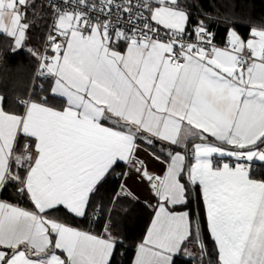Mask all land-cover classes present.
<instances>
[{
  "label": "snow or ice",
  "instance_id": "snow-or-ice-1",
  "mask_svg": "<svg viewBox=\"0 0 264 264\" xmlns=\"http://www.w3.org/2000/svg\"><path fill=\"white\" fill-rule=\"evenodd\" d=\"M35 7L0 0L5 52L33 65L26 91L0 93V193L30 204L0 200V264H115V217L141 203L129 180L152 213L130 264H264V19L249 17L245 38L225 17L219 46L220 18L199 0ZM29 9L47 20L35 44ZM157 142L159 171L139 155Z\"/></svg>",
  "mask_w": 264,
  "mask_h": 264
},
{
  "label": "trees",
  "instance_id": "trees-1",
  "mask_svg": "<svg viewBox=\"0 0 264 264\" xmlns=\"http://www.w3.org/2000/svg\"><path fill=\"white\" fill-rule=\"evenodd\" d=\"M201 6L209 12H212L214 16H218V19L211 29L215 32V42L219 45L225 44L226 29L229 25L224 23L225 17L234 16L236 18V30L238 33L247 38L248 36V18L259 21L264 19V0H199ZM214 5V7H213ZM195 11V9H193ZM44 20L35 21L34 26L30 29V36L32 37L31 43H37L46 32ZM7 39L0 37V93L6 94L9 101L14 94L22 93L27 90L29 81L32 74L33 65L29 58L24 54L10 55L5 52V46L7 45ZM6 107L8 104L5 105ZM160 142H157L156 146L149 149L146 148L145 153H139L144 159L149 162L150 169L160 170L161 165L155 161L152 156L149 155V151L158 152ZM119 171V170H118ZM253 174L260 178L264 176V166H257L253 171ZM131 181V184L138 185V188L142 190L143 184ZM118 179L115 176L110 177L108 183L104 185L101 190V195L105 198L110 197L112 192L115 190ZM142 193V192H141ZM1 200L9 202H19L23 207H30V204L23 199H20L16 195V191L13 187L7 188L3 193H0ZM145 198V197H144ZM151 199V197H149ZM141 203L128 204L127 214H121L116 216L117 229L121 232L124 237V247L119 250V254L116 257L115 264H130L131 259L134 257L135 247L142 240L146 234V229L150 223L151 211L144 207L142 203L145 199H140ZM127 203V202H126ZM193 209L199 208V218L202 222L203 237L207 244L208 249L211 252L213 250L212 242L207 236L206 232V220L204 217V210L202 201H198L197 194L193 193ZM70 223H77V221L70 219ZM189 250H195L199 255L198 248L192 244L189 245ZM176 264H190L189 261L184 260L181 256L176 257Z\"/></svg>",
  "mask_w": 264,
  "mask_h": 264
},
{
  "label": "crops",
  "instance_id": "crops-1",
  "mask_svg": "<svg viewBox=\"0 0 264 264\" xmlns=\"http://www.w3.org/2000/svg\"><path fill=\"white\" fill-rule=\"evenodd\" d=\"M46 2V0H36V7H35V11L37 12V13H39L40 12V6L41 5H43L44 3ZM28 19H29V21H38V19H37V17H34L33 15H32V9H29V11H28ZM44 21H46L47 22V20L45 19ZM219 45V44H218ZM219 46H224V44L223 45H219ZM145 150H146V148H144V146H143V150L142 151H140V153L141 154H143V153H145ZM140 155V154H139ZM141 156V155H140ZM142 157V156H141ZM143 158V157H142ZM144 159V158H143ZM144 160H146V159H144ZM147 161V160H146ZM148 162V161H147ZM148 164H149V162H148ZM149 167H150V165H149ZM257 167V166H256ZM151 168V167H150ZM152 169H154V168H152ZM155 170V169H154ZM156 171H158V170H156ZM257 178V177H256ZM132 183H133V180H132ZM129 184L131 185V187H132V189L137 193V195L140 197V199H149V197H151L150 196V193H149V191H148V189H143V187H141L142 188V190H140L139 188H138V185L136 184V185H132L131 184V181L129 182ZM142 192V193H141ZM145 197V198H144ZM190 251V250H189ZM192 251V250H191ZM194 254H196L197 255V252L195 251V250H193L192 251Z\"/></svg>",
  "mask_w": 264,
  "mask_h": 264
},
{
  "label": "built area",
  "instance_id": "built-area-1",
  "mask_svg": "<svg viewBox=\"0 0 264 264\" xmlns=\"http://www.w3.org/2000/svg\"><path fill=\"white\" fill-rule=\"evenodd\" d=\"M217 45H218V44H217ZM255 169H256V166L254 167V170H255ZM254 170H253V171H254ZM0 200H1V198H0Z\"/></svg>",
  "mask_w": 264,
  "mask_h": 264
},
{
  "label": "rangeland",
  "instance_id": "rangeland-1",
  "mask_svg": "<svg viewBox=\"0 0 264 264\" xmlns=\"http://www.w3.org/2000/svg\"><path fill=\"white\" fill-rule=\"evenodd\" d=\"M144 185V184H143ZM144 188L147 189V187L144 185Z\"/></svg>",
  "mask_w": 264,
  "mask_h": 264
},
{
  "label": "water",
  "instance_id": "water-1",
  "mask_svg": "<svg viewBox=\"0 0 264 264\" xmlns=\"http://www.w3.org/2000/svg\"><path fill=\"white\" fill-rule=\"evenodd\" d=\"M202 237H203V231H202Z\"/></svg>",
  "mask_w": 264,
  "mask_h": 264
}]
</instances>
